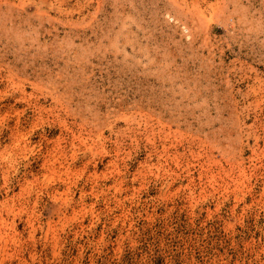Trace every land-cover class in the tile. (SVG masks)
Returning a JSON list of instances; mask_svg holds the SVG:
<instances>
[{"label": "rangeland", "instance_id": "obj_1", "mask_svg": "<svg viewBox=\"0 0 264 264\" xmlns=\"http://www.w3.org/2000/svg\"><path fill=\"white\" fill-rule=\"evenodd\" d=\"M0 264H264V0H0Z\"/></svg>", "mask_w": 264, "mask_h": 264}]
</instances>
